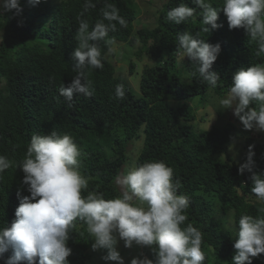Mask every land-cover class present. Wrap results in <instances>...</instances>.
<instances>
[{
	"label": "trees",
	"instance_id": "1",
	"mask_svg": "<svg viewBox=\"0 0 264 264\" xmlns=\"http://www.w3.org/2000/svg\"><path fill=\"white\" fill-rule=\"evenodd\" d=\"M84 2L41 0L32 6L28 0H19V14L0 11V155L14 162L0 178V228L10 227L15 220L17 192L30 195L19 165L32 136L68 134L82 152L80 170L88 178L82 195L96 192L113 199L120 195L118 176L145 162L163 161L179 182L177 194L189 198L182 227L192 224L202 232L204 264H232L240 216L264 215L251 191V173L238 172L246 162L242 147L248 152L249 145H254L253 171L264 173V131L254 137L255 128L245 130L238 118H231L230 109L220 106V100L226 98L233 75L242 67L264 64V54L256 55L258 46L243 28L229 29L222 10L217 23L223 26L209 32L203 31L198 14L179 25L166 20L167 11L180 3L195 8L192 0H163L155 7L154 25L140 28H136L139 7L133 0H92L96 7L82 17L90 30L103 19L101 9L106 3L116 5L127 27L117 23L116 31L94 42L104 65L88 72L94 94L74 96L69 106L59 88L67 87L77 75L72 53L78 46L77 18ZM210 2L213 7L223 6V0ZM183 32L221 46L210 69L221 78L215 89L202 81L189 58L182 60L178 54V35ZM136 41L138 59L147 61L140 94L116 75L112 61L115 45ZM134 65L130 64V73ZM119 84L125 89L122 100L115 98ZM205 105L217 115L209 128L198 123V110ZM227 215L233 219L230 226L225 224ZM93 243L86 225L77 222L68 240L70 264H105L92 252ZM11 255V250L6 252L0 264ZM252 264H264V254L253 258Z\"/></svg>",
	"mask_w": 264,
	"mask_h": 264
},
{
	"label": "clouds",
	"instance_id": "2",
	"mask_svg": "<svg viewBox=\"0 0 264 264\" xmlns=\"http://www.w3.org/2000/svg\"><path fill=\"white\" fill-rule=\"evenodd\" d=\"M41 0H28L32 6ZM195 8L185 3L171 8L166 20L179 25L195 18L197 14L205 27L204 32L218 29V13L222 10L230 30L243 28L257 44L256 55L264 54V0H223V6L213 7L210 0H192ZM96 5L85 0L78 16V46L72 53L77 75L59 95L71 106L74 96L91 97L94 94L88 72L103 69L101 49L94 42L104 40L117 23L127 27L115 4L106 3L101 9L103 19L91 28L84 13ZM199 9V13H197ZM19 14V0H0V11ZM107 21L108 23H104ZM210 26V28L208 27ZM177 51L197 66L203 82L215 89L221 80L219 73L211 71L221 46L209 44L189 32L178 35ZM122 84L116 86L115 98L124 99ZM255 103L257 107H251ZM224 109L233 114L245 130L264 131V64L240 68L232 78L226 98L220 100ZM262 133V132H261ZM260 133L254 134L258 137ZM231 147V145H230ZM254 145H249L246 162L240 164L239 174L251 173V191L264 214V173L253 171ZM243 153V154H244ZM82 152L70 135H33L25 159L19 165L24 173L23 184L30 195L19 198L15 220L10 227L0 228V258L11 250L5 264H70L68 247L70 232L81 222L88 235L95 241L92 250L106 249L102 254L105 264L109 261L124 264L117 250L119 241L125 247L133 244L149 248L145 258H133L130 264H204L205 254L201 245L202 232L192 224L182 227L187 220L190 206L186 195H178V181L173 180V169L163 161L145 162L129 169L115 180L120 195L105 199L102 193L88 189V178L80 170ZM13 161L0 155V178ZM237 224V223H236ZM234 243L232 264H252V259L264 254V215H241Z\"/></svg>",
	"mask_w": 264,
	"mask_h": 264
},
{
	"label": "rangeland",
	"instance_id": "3",
	"mask_svg": "<svg viewBox=\"0 0 264 264\" xmlns=\"http://www.w3.org/2000/svg\"><path fill=\"white\" fill-rule=\"evenodd\" d=\"M137 3L139 7L138 23L136 28H140V25L152 26L154 25V20L156 16V8L163 3V0H133ZM139 42H134L133 44L129 43H119L114 46L112 61L116 66V75L125 78V80L133 87L136 94H140V81L142 76V71L147 64V61L139 60L136 51L138 49ZM108 56V54H107ZM109 58V57H108ZM134 63V72L130 73V64ZM196 102V101H195ZM231 110V118H234L233 109ZM198 116L200 121L198 122L203 128H209L213 123L217 115L212 111V108L209 105H205L198 110ZM237 120V119H235ZM263 131H258L255 129L254 134L261 133ZM233 152V148H232ZM233 222V219L230 215L225 217V224L230 226ZM95 242V241H94ZM149 248L140 247L133 244L132 247L128 248L124 246V242L121 240L118 243L117 250L124 260V264L131 262L133 258H145L146 252ZM107 249H99L94 253H98V257L102 254L107 255ZM111 263V261H110Z\"/></svg>",
	"mask_w": 264,
	"mask_h": 264
}]
</instances>
